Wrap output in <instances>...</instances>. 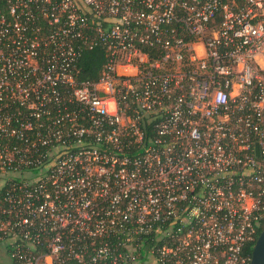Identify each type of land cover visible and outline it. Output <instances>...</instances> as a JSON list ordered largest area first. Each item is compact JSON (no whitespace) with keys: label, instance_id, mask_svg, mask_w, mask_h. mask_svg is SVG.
I'll use <instances>...</instances> for the list:
<instances>
[{"label":"built area","instance_id":"obj_1","mask_svg":"<svg viewBox=\"0 0 264 264\" xmlns=\"http://www.w3.org/2000/svg\"><path fill=\"white\" fill-rule=\"evenodd\" d=\"M263 225L264 0H0L13 264H250Z\"/></svg>","mask_w":264,"mask_h":264},{"label":"trees","instance_id":"obj_2","mask_svg":"<svg viewBox=\"0 0 264 264\" xmlns=\"http://www.w3.org/2000/svg\"><path fill=\"white\" fill-rule=\"evenodd\" d=\"M106 62V52L104 49L97 48L94 50H87L79 62V80L95 81L99 78L103 65ZM264 230V225L258 230L254 241L248 244L249 255H252L254 245Z\"/></svg>","mask_w":264,"mask_h":264},{"label":"water","instance_id":"obj_3","mask_svg":"<svg viewBox=\"0 0 264 264\" xmlns=\"http://www.w3.org/2000/svg\"><path fill=\"white\" fill-rule=\"evenodd\" d=\"M250 264H264V230L254 245Z\"/></svg>","mask_w":264,"mask_h":264},{"label":"rangeland","instance_id":"obj_4","mask_svg":"<svg viewBox=\"0 0 264 264\" xmlns=\"http://www.w3.org/2000/svg\"><path fill=\"white\" fill-rule=\"evenodd\" d=\"M0 264H13L8 255L7 249L4 248L1 244H0Z\"/></svg>","mask_w":264,"mask_h":264}]
</instances>
